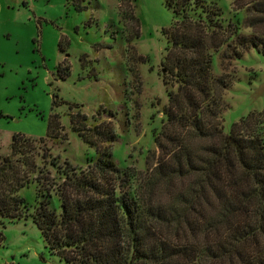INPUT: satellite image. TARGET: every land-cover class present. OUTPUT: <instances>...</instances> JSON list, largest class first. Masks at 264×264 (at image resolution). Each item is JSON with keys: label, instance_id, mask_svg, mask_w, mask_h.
Returning a JSON list of instances; mask_svg holds the SVG:
<instances>
[{"label": "trees", "instance_id": "16d2710c", "mask_svg": "<svg viewBox=\"0 0 264 264\" xmlns=\"http://www.w3.org/2000/svg\"><path fill=\"white\" fill-rule=\"evenodd\" d=\"M66 1L84 10L86 0ZM163 2L173 18L163 30L164 63L177 85L154 137L157 156L145 158L134 191V174L110 157L109 121L87 124L78 111L65 114L95 156L84 168L50 157L46 141L66 139L53 109L74 107L52 94L45 136L14 133L9 153L0 155V226L30 219L48 254L63 264H264V112H248L224 133L213 86L227 85L210 73L219 48L221 59L237 60L248 49L264 55V41L223 25L211 2ZM55 75L65 79L68 68L57 66ZM186 136L200 147H190ZM32 183L37 200L28 211L16 193Z\"/></svg>", "mask_w": 264, "mask_h": 264}, {"label": "rangeland", "instance_id": "374dc122", "mask_svg": "<svg viewBox=\"0 0 264 264\" xmlns=\"http://www.w3.org/2000/svg\"><path fill=\"white\" fill-rule=\"evenodd\" d=\"M221 10L223 25L264 41V0H205ZM75 11L66 0H0V155L9 153L11 135L45 136L51 95L60 103L66 139L47 140L50 157L84 168L95 152L72 131L65 114L78 111L87 124L109 121L114 141L109 153L115 165L134 176V191L148 161L157 156L154 137L161 134L163 107L176 83L167 74L168 48L163 30L173 21L163 0H86ZM249 5V6H248ZM239 6V7H238ZM244 18V25L239 19ZM248 22V24H247ZM224 47L212 54L210 73L226 88L214 84L213 93L223 132L248 112H264V55L240 51L237 60L220 58ZM68 68L60 80L55 68ZM190 147L201 140L186 136ZM51 175L54 170L51 169ZM34 184L19 189L31 211L37 198ZM51 206L57 211L53 196ZM0 264H63L49 255L30 219L4 221L0 226Z\"/></svg>", "mask_w": 264, "mask_h": 264}]
</instances>
